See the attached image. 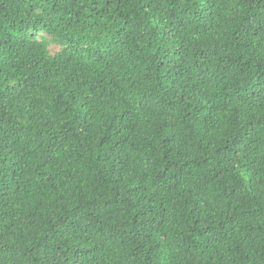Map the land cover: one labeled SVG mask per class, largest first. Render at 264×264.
I'll use <instances>...</instances> for the list:
<instances>
[{
  "label": "trees",
  "instance_id": "16d2710c",
  "mask_svg": "<svg viewBox=\"0 0 264 264\" xmlns=\"http://www.w3.org/2000/svg\"><path fill=\"white\" fill-rule=\"evenodd\" d=\"M0 264H264V0H0Z\"/></svg>",
  "mask_w": 264,
  "mask_h": 264
},
{
  "label": "rangeland",
  "instance_id": "374dc122",
  "mask_svg": "<svg viewBox=\"0 0 264 264\" xmlns=\"http://www.w3.org/2000/svg\"><path fill=\"white\" fill-rule=\"evenodd\" d=\"M52 49H53V51H55V50H57V49H58V47H56V46H53V47H52Z\"/></svg>",
  "mask_w": 264,
  "mask_h": 264
}]
</instances>
